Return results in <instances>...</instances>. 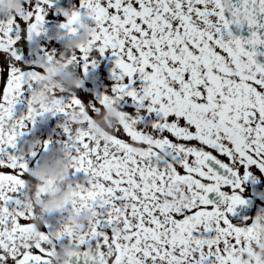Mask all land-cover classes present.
<instances>
[{
  "label": "snow or ice",
  "instance_id": "snow-or-ice-1",
  "mask_svg": "<svg viewBox=\"0 0 264 264\" xmlns=\"http://www.w3.org/2000/svg\"><path fill=\"white\" fill-rule=\"evenodd\" d=\"M50 6L25 0L15 17H0V264H49L65 240L70 264H244L246 256L262 264L249 247L255 216L233 222L230 214L246 203L241 185L252 169L264 173V63L256 59L264 0H79L61 9L64 33L90 30L70 63L87 73L98 62L94 52L109 50L111 92L86 100L61 92L35 107L30 93L41 70L17 48L44 32ZM230 25H247L248 35ZM45 57L43 70L53 54ZM112 97H129L157 119L144 127L120 106L119 122L97 137L88 124ZM74 107L85 112L84 126L60 127L73 175L82 171L86 183L70 182L69 210L90 207L92 216L75 233L64 218L57 228L47 221L37 228L24 196L36 152L18 148V138L37 117H64ZM152 157L163 158L153 166Z\"/></svg>",
  "mask_w": 264,
  "mask_h": 264
},
{
  "label": "clouds",
  "instance_id": "clouds-1",
  "mask_svg": "<svg viewBox=\"0 0 264 264\" xmlns=\"http://www.w3.org/2000/svg\"><path fill=\"white\" fill-rule=\"evenodd\" d=\"M24 3L25 0H0V17L9 15L15 17L16 9L22 7ZM89 34L90 30L87 26H80L71 33H63L59 54L53 55L52 61L44 70L40 71L33 81L30 96L35 107L52 104L61 92L65 94L76 92L78 82H82L85 77L90 75L91 68L87 73L83 71L77 73L68 68L69 58L76 54L80 45L87 43ZM120 106L121 99L110 98L106 104L95 111L88 124V129L97 137L107 135L109 130L116 126L120 120ZM85 119V112L74 107L63 117V122L70 128L76 129L84 126ZM31 131L32 129L29 128L28 132ZM72 135L74 137L76 132L73 131ZM41 147H43L42 143L27 138L22 144L25 153ZM71 155L69 148L62 142L58 147L47 148L29 169V179L24 189V196L31 205L32 221L37 228L45 222L46 216L63 210L66 212L64 223L75 233L78 227L92 216L90 207L81 206L75 211L69 210V177L73 175ZM162 158L152 157L148 162L156 166ZM253 224V235L249 244L251 256L264 264V209L257 212ZM35 236V232L30 234L32 239ZM70 251L72 249L67 247L66 240L63 245L55 243L49 257V264H70ZM105 252L107 253V249ZM248 259L249 257H244V264H247Z\"/></svg>",
  "mask_w": 264,
  "mask_h": 264
},
{
  "label": "flooded vegetation",
  "instance_id": "flooded-vegetation-1",
  "mask_svg": "<svg viewBox=\"0 0 264 264\" xmlns=\"http://www.w3.org/2000/svg\"><path fill=\"white\" fill-rule=\"evenodd\" d=\"M79 7V0H51V6L46 13V20L44 24V32L39 35H33L31 39L22 38L17 48L18 53L26 63H31L32 66L43 70V66L47 65L45 54H59L61 50L60 41L63 39L64 29L60 27L61 22L65 20V16L62 14L61 9L64 11H70L73 8ZM3 54L0 53V56ZM96 60L98 61L95 68H91V73L85 77L76 92L82 99L88 97H98L101 92L110 93L111 87L114 83L112 79V69L114 57L109 50H106L103 55H100L98 51L94 52ZM70 70H74L77 73H82L81 67L78 63H70L68 65ZM140 80H134L135 85H139ZM17 112L25 110L23 104L16 106ZM121 110L126 111L129 115L135 117L140 115L141 120L139 123L144 127H150L151 122L157 119L155 112H149L146 108H137L136 104L132 102L131 98L125 97L121 101ZM63 122V115L57 113L52 115L51 113H45L42 117H37L35 125L31 127L32 131L27 132L24 136L18 138V145L20 148L23 141L27 139L36 140L38 143H42L44 140H48L49 144L47 148L58 147L66 139L63 129L60 124ZM120 135H123L122 133ZM126 138V137H125ZM35 157H31L28 161L29 168L39 160L40 156L44 153L43 147L36 148ZM4 171H9L5 168ZM85 174L82 171L75 172L74 175L69 177V182H85ZM252 176L256 179L253 180ZM26 179H29L26 174ZM243 191L241 196L246 200L244 205H237L233 213L230 214L233 222H241L244 217H247L246 223L251 222V218L254 217L258 211L264 209V173L258 169H252V175L248 180L244 181L241 185ZM209 199L214 202L219 200L218 194L213 192L209 193ZM66 212L57 211L49 214L45 218L48 219L50 228H57L63 221ZM94 244V241L92 242Z\"/></svg>",
  "mask_w": 264,
  "mask_h": 264
},
{
  "label": "water",
  "instance_id": "water-1",
  "mask_svg": "<svg viewBox=\"0 0 264 264\" xmlns=\"http://www.w3.org/2000/svg\"><path fill=\"white\" fill-rule=\"evenodd\" d=\"M227 14V13H226ZM230 28L233 32V34L241 35L242 37H245L248 35L249 29L247 25L242 26L241 28L237 29L235 25H230ZM247 47V46H246ZM264 52V45L257 46V55L256 59L258 62L264 63V55H261L260 53Z\"/></svg>",
  "mask_w": 264,
  "mask_h": 264
},
{
  "label": "rangeland",
  "instance_id": "rangeland-1",
  "mask_svg": "<svg viewBox=\"0 0 264 264\" xmlns=\"http://www.w3.org/2000/svg\"><path fill=\"white\" fill-rule=\"evenodd\" d=\"M5 170V169H4ZM45 221H48V219L47 218H45ZM47 227H49V223L47 222ZM50 228V227H49Z\"/></svg>",
  "mask_w": 264,
  "mask_h": 264
}]
</instances>
